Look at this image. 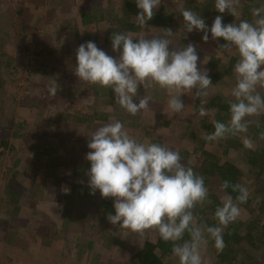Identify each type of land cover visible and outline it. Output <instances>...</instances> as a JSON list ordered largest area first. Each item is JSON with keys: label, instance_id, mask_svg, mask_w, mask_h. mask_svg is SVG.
I'll return each instance as SVG.
<instances>
[{"label": "rangeland", "instance_id": "rangeland-1", "mask_svg": "<svg viewBox=\"0 0 264 264\" xmlns=\"http://www.w3.org/2000/svg\"><path fill=\"white\" fill-rule=\"evenodd\" d=\"M94 1L0 0V52L7 53L4 65L9 62V66L1 68L0 76V264H128L146 240L158 237L155 232L144 238L135 234L125 237L128 230L112 225L107 220L108 213L102 214L101 194L96 190L98 198L94 197L88 186L90 162L86 159L91 151L87 146L91 132L101 125L90 128L87 116L115 112V118L123 120L120 121L132 137L159 141L169 148L170 141L177 138L180 141L179 135L190 127L189 135L172 149L183 153L181 158L188 166L199 167L202 163L201 144L204 135L213 132L214 115L210 111L204 117L193 115L191 111L200 107L199 98L193 100L192 96L183 95L185 110L194 117L175 120L169 117L168 99L157 96L158 88L149 89L147 95L153 97L150 110L125 117L114 96L108 98L107 92L97 98L89 84L74 74L77 49L86 43L79 41L87 36L77 31V9L86 5L93 8ZM214 3L215 0H193V11L209 28L218 13ZM241 5L239 18L227 11L220 13L225 24L239 23L240 19L252 21L251 9L264 5V0L241 1ZM95 9L106 12L109 5L105 2ZM91 31L93 42L98 45L102 32L97 27ZM203 35L196 30L182 31L172 38V45L181 49L193 44L199 56L198 67L206 70L210 79L215 73L223 74L209 89V96L233 99L230 91L236 83L233 69L238 54L220 48L225 43L223 38L213 40L209 32V40L205 42ZM103 50L111 56L110 47ZM54 82L58 87L55 96L49 92ZM139 91L142 92V87ZM260 92L264 96V89ZM166 112L167 116H163ZM162 116L166 122L157 125L155 118ZM253 119L264 121V115ZM167 123L168 128L164 129ZM155 125L157 136L164 133L166 138L149 135ZM247 136L253 141L251 149L264 155V136L258 140ZM240 143L243 151L246 148L243 140ZM230 154L241 170L239 184L250 192V203L240 205L241 216L233 224L247 225L253 230L256 226L253 220H262L264 224V216L261 218L253 211L257 202H264V178H257V170L247 165L241 154ZM184 157H190L191 161L186 162ZM213 189L220 192V183L214 184ZM221 200L222 197L211 203L213 214ZM262 235L264 227L258 232V236ZM212 243L209 239L208 244ZM207 248L203 252L206 264H222L216 248ZM252 252L261 256L264 248ZM241 260L235 257L232 264H241ZM171 264H179L178 258H173Z\"/></svg>", "mask_w": 264, "mask_h": 264}, {"label": "clouds", "instance_id": "clouds-1", "mask_svg": "<svg viewBox=\"0 0 264 264\" xmlns=\"http://www.w3.org/2000/svg\"><path fill=\"white\" fill-rule=\"evenodd\" d=\"M160 4L161 0H136L141 11L135 22L145 28ZM214 7L221 14L227 11L235 18L241 15V0H215ZM181 15L184 31L203 32L205 42L209 32L213 40L223 38L225 43L220 48L235 51L239 57L233 69V99L228 102L230 119L227 123L213 121L214 131L203 139L219 142L241 137L244 146L251 149L249 127L254 123L259 126L253 118L264 115V96L260 92L264 89V5L251 9L252 21L240 19L239 23L225 24L223 17L217 15L210 28L194 11L181 9ZM175 34L171 29L151 37L133 32L113 33L112 51L119 53L118 58L88 41L77 49L74 74L80 81L111 89L116 104L132 116L149 111L153 101L150 95H140L141 87L165 91L172 115L183 116V95H190L193 100L199 98L198 114L207 116L205 98L213 83L207 71L198 67L199 56L193 44L182 49L170 48L169 38ZM57 91L54 82L49 92L55 96ZM87 146L91 150L86 154L91 194L99 190L102 198H114L115 214L109 213L107 220L128 230L125 237L135 234L144 238L155 232L163 241L172 242V253L179 264H206L203 252L209 239L218 252L224 250L225 229L240 218V205L249 199L246 186L223 182L222 190L231 188L238 195L235 199L228 194L222 197L214 213L218 223L209 226L200 223L201 218L195 214L198 206L211 204L205 177L184 163L178 150L137 140L119 120L98 127ZM186 233L189 239H184Z\"/></svg>", "mask_w": 264, "mask_h": 264}, {"label": "trees", "instance_id": "trees-1", "mask_svg": "<svg viewBox=\"0 0 264 264\" xmlns=\"http://www.w3.org/2000/svg\"><path fill=\"white\" fill-rule=\"evenodd\" d=\"M241 1H244L246 3H253L256 0ZM94 2L96 3L94 4L95 7L93 8L89 5H86L82 9L80 8V10L77 9V15L79 19L77 31L85 32V36H88H86L84 41H79V44L88 41L93 42L94 38L91 29L97 27V29L102 32V37H99L101 41L100 43H98L97 47L102 50L105 49V47H110L111 56H113L114 58H118L119 53L112 51L111 37L113 33L133 32L134 34L138 33L147 37H151L160 35L162 33V30L164 29H171L173 33H176L174 36L169 38L172 40L173 37H178L179 35H181L182 31H184V20L181 15V9H189L191 11H195L193 0H161V4L155 10L154 17L151 20L147 21L145 28H142L135 22L136 16L141 11L136 5V0H95ZM105 2L108 3L109 10L107 9V11L104 12L103 10H100L102 7L100 9H95L98 8L100 4L102 5ZM217 15H220V13H216L214 18ZM78 45H76V47ZM170 48L175 47L173 45H170ZM6 54L7 53L5 52H0V76L3 75L1 68L9 66V62L4 65ZM222 77L223 74L215 73L211 79L213 85H216ZM88 87L93 91V95L97 98L101 99L106 95L107 92L108 98L112 96H114L115 98V94L111 89L101 88L98 85L92 84H89ZM148 93L149 89H144L142 87V92H140V95L146 96ZM157 96H161V99L163 97L166 99L169 98L168 94H164L163 91L159 89L157 91ZM228 98L224 97V95H216L214 98H211L210 96L206 97L209 103L207 109L212 113V115H214L213 121H221L227 123L230 119L228 102L232 99L230 98L229 100ZM198 109L195 108V111H189L193 112L194 115V113L198 114ZM121 110V112L125 113V117L130 116V114H128L124 109ZM168 112L163 113V116H167L166 114ZM187 112L188 111L185 110L183 116L172 114L168 115H170L169 117H172L174 119L176 118L175 120L179 119L178 117L187 118V120L191 119V117H194L191 113L188 114ZM114 114L115 112H113L112 115ZM112 115H110L109 113L101 114L96 112L92 115L87 116L85 119L87 121V124H89V127L92 128L94 124L102 126L115 120H119L118 118H115V115L114 117ZM163 116L160 118H155V120L157 121V125L161 121L163 123L166 122ZM120 120L123 121L122 119ZM157 128L158 126L156 127L155 125L154 129L149 135L155 134L156 137L162 139L166 138L164 133H161L159 136H157ZM163 128H168V123L166 125L164 124ZM191 130L192 129L190 127H187L185 132L182 133L183 135L180 134L182 136L178 134L179 138H181L182 140L183 138L187 137ZM212 131H214V124L212 127ZM249 131L250 133L248 132V134L252 137L253 140L262 138V134H264V121H260L259 126H257V124L255 123L250 125ZM177 140L178 138L173 142L170 141L171 148H173L174 144L180 143L181 140ZM240 142H242L241 137H231L216 142V144H211L204 139L202 140V163L199 167H196L194 165H191V167H193L194 171L202 174L205 177V185L209 188V198L211 199V203L219 201V198L223 197L226 194L232 195L234 199L238 195V193L232 192L231 188L222 190V184L224 181L227 180L232 184H237L240 183V178L242 175L241 170L231 159L232 154H230V152H233V156L241 154L244 158L245 163L257 170V178L259 180H262L264 178V155L259 151L248 148H243L244 150L241 151L242 148L240 146L242 144ZM154 143H159V141ZM87 152L88 150H86V153ZM180 155L182 157L183 153L181 152ZM184 159L186 162L191 161L190 157H184ZM216 183H220L221 185V190L218 193H215L213 189V186ZM93 196L98 198V195L96 193L93 194ZM249 203L250 200L248 199V201L242 204V206L248 205ZM101 208L102 214L106 215V213H110L114 215V198H101ZM253 211L254 213L260 214L261 218H263L264 202H257ZM195 214L201 218L199 222L202 224L206 223L209 226H215L218 223L214 218L211 204L208 206L205 205L203 208H200L198 206ZM253 221L256 223V226L253 228V230H249L247 225L238 226L233 223L230 224L227 229H225L223 239L226 247L222 252H219L218 254L219 260L222 261V264H232V261L235 257L242 259L241 264H264V255L261 254V256H255V252H252L253 250H260L261 247L264 248V235L258 236V232L262 231L264 224L263 222H261L262 220L260 222L257 220ZM184 239H189L187 233L185 234ZM210 246L212 247L214 246V244H208V250ZM173 258H175V256L172 253V242H165L160 239L158 235L155 240H146L145 244L140 247L139 250L133 255L132 260H130L128 264H171Z\"/></svg>", "mask_w": 264, "mask_h": 264}]
</instances>
